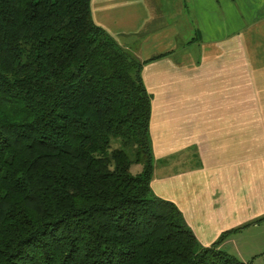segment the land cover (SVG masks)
<instances>
[{
    "label": "trees",
    "instance_id": "trees-1",
    "mask_svg": "<svg viewBox=\"0 0 264 264\" xmlns=\"http://www.w3.org/2000/svg\"><path fill=\"white\" fill-rule=\"evenodd\" d=\"M90 3L0 0V264H252L153 196L143 63Z\"/></svg>",
    "mask_w": 264,
    "mask_h": 264
},
{
    "label": "crops",
    "instance_id": "crops-1",
    "mask_svg": "<svg viewBox=\"0 0 264 264\" xmlns=\"http://www.w3.org/2000/svg\"><path fill=\"white\" fill-rule=\"evenodd\" d=\"M91 17L143 63L154 197L201 248L264 264V0H91ZM194 28L189 50L188 28Z\"/></svg>",
    "mask_w": 264,
    "mask_h": 264
},
{
    "label": "rangeland",
    "instance_id": "rangeland-1",
    "mask_svg": "<svg viewBox=\"0 0 264 264\" xmlns=\"http://www.w3.org/2000/svg\"><path fill=\"white\" fill-rule=\"evenodd\" d=\"M256 31V35L261 39V42L262 44H258L261 49L264 51V28H261V27H256L254 29ZM188 31H189V35H188V44L186 46L189 47V50H193V51H201L202 50V47H200L201 45L200 44H195V43H192V38L194 37V34L191 35V33L194 31V28H188ZM141 170V167L140 166H132L131 167V173L133 175L139 173ZM221 245V244H220ZM221 251V250H220ZM222 252L224 253H227L228 255L232 256V252H231V248H224V250H222ZM238 260V259H237ZM240 261V260H238Z\"/></svg>",
    "mask_w": 264,
    "mask_h": 264
}]
</instances>
